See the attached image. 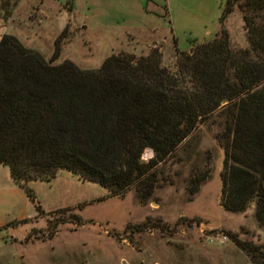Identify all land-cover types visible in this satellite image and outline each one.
I'll use <instances>...</instances> for the list:
<instances>
[{"label": "rangeland", "instance_id": "obj_1", "mask_svg": "<svg viewBox=\"0 0 264 264\" xmlns=\"http://www.w3.org/2000/svg\"><path fill=\"white\" fill-rule=\"evenodd\" d=\"M225 2L1 0L0 29L7 31L0 40L14 35L54 64L69 59L86 69L113 54L157 48L175 71L180 51L216 37ZM225 27L232 50L250 49L240 8ZM223 129L222 116L202 122L159 164L147 199L136 186L114 196L65 169L50 181L28 182L29 195L0 163V264H264V225L254 205L243 212L222 205ZM155 155L146 148L142 161ZM228 232L260 252L249 253Z\"/></svg>", "mask_w": 264, "mask_h": 264}, {"label": "trees", "instance_id": "obj_2", "mask_svg": "<svg viewBox=\"0 0 264 264\" xmlns=\"http://www.w3.org/2000/svg\"><path fill=\"white\" fill-rule=\"evenodd\" d=\"M237 7L250 49L234 51L225 23ZM219 22L212 41L179 52L175 71L157 48L113 54L86 69L69 59L54 64L4 35L0 163L29 195L28 182L50 181L65 169L114 196L136 186L147 199L159 164L216 114L224 118L222 205L231 212L254 205L264 225V0H226ZM146 148L156 153L149 162L142 161ZM228 234L249 253L260 252Z\"/></svg>", "mask_w": 264, "mask_h": 264}, {"label": "built area", "instance_id": "obj_3", "mask_svg": "<svg viewBox=\"0 0 264 264\" xmlns=\"http://www.w3.org/2000/svg\"><path fill=\"white\" fill-rule=\"evenodd\" d=\"M220 238L222 239V241H225L226 239H228L227 235H221ZM216 237H210L211 242L215 241Z\"/></svg>", "mask_w": 264, "mask_h": 264}, {"label": "crops", "instance_id": "obj_4", "mask_svg": "<svg viewBox=\"0 0 264 264\" xmlns=\"http://www.w3.org/2000/svg\"><path fill=\"white\" fill-rule=\"evenodd\" d=\"M0 2H1V0H0ZM0 5H1V4H0ZM0 26H2L1 23H0ZM1 30H3V32H4V30H5V33H6V31H7L6 28H5L4 26L2 27V29H0V32H1ZM5 33H3V34H5Z\"/></svg>", "mask_w": 264, "mask_h": 264}, {"label": "water", "instance_id": "obj_5", "mask_svg": "<svg viewBox=\"0 0 264 264\" xmlns=\"http://www.w3.org/2000/svg\"><path fill=\"white\" fill-rule=\"evenodd\" d=\"M143 155V154H142Z\"/></svg>", "mask_w": 264, "mask_h": 264}]
</instances>
